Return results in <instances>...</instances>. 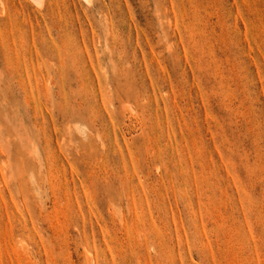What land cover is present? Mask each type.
<instances>
[{"label":"rangeland","instance_id":"obj_1","mask_svg":"<svg viewBox=\"0 0 264 264\" xmlns=\"http://www.w3.org/2000/svg\"><path fill=\"white\" fill-rule=\"evenodd\" d=\"M26 1L0 0V264H264V0Z\"/></svg>","mask_w":264,"mask_h":264},{"label":"bare ground","instance_id":"obj_2","mask_svg":"<svg viewBox=\"0 0 264 264\" xmlns=\"http://www.w3.org/2000/svg\"><path fill=\"white\" fill-rule=\"evenodd\" d=\"M32 1L38 3L37 0H32ZM41 1H42V0H41ZM41 1L39 0L40 5L42 4ZM44 1H45V0H44ZM46 1H47V0H46ZM46 1H45V2H46ZM51 1H52V0H51ZM85 1H89V2H90V1H93V0H85ZM26 2H27V3H28V2L31 3V0H27ZM45 2H43V5L45 4ZM1 3H2V2H1ZM49 3H50V2H49ZM86 3H87V2H86ZM89 4H90V3H89ZM4 5H5V4H4ZM29 5H31V4H29ZM32 5H33V4H32ZM36 6H39V5L36 4V5L34 6V8H36ZM4 7H5V6H4ZM31 7H32V6H31ZM39 7H40V6H39ZM4 9H5L4 12H6L7 9H6V8H4ZM15 9H16V8H15ZM15 9H14L13 11L16 12L17 9H16V10H15ZM7 11H8V12H7V13H8L7 16H9V10H7ZM10 11H11V10H10ZM4 12H3V13H4ZM15 12H14V13H15ZM14 13H13V14H14ZM5 16H6V14H5ZM11 16H12V15H11ZM8 18H9L8 20H10V17H8ZM13 18H14V17H13ZM5 19H6V18H5ZM5 19H4L3 21H5ZM8 20H7V21H8ZM10 21H13V20H10ZM15 21H16V20H15ZM5 23H6V21H5ZM15 23H16V22H15ZM13 24H14V22H13ZM4 26H5V24H4ZM11 26H12V23L10 24V27H11ZM13 26H14V25H13ZM10 29H11V28H10ZM16 29H17V28H16Z\"/></svg>","mask_w":264,"mask_h":264}]
</instances>
